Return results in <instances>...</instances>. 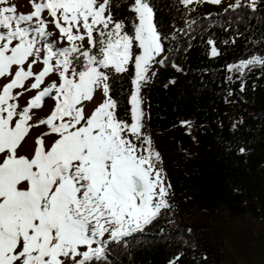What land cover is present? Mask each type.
Segmentation results:
<instances>
[{
	"label": "snow or ice",
	"instance_id": "1",
	"mask_svg": "<svg viewBox=\"0 0 264 264\" xmlns=\"http://www.w3.org/2000/svg\"><path fill=\"white\" fill-rule=\"evenodd\" d=\"M29 3L23 13L0 0V264H116L171 212L140 96L171 59L169 33L156 0ZM257 66L264 53L228 71ZM125 81L127 108L112 94L128 92Z\"/></svg>",
	"mask_w": 264,
	"mask_h": 264
},
{
	"label": "trees",
	"instance_id": "2",
	"mask_svg": "<svg viewBox=\"0 0 264 264\" xmlns=\"http://www.w3.org/2000/svg\"><path fill=\"white\" fill-rule=\"evenodd\" d=\"M156 2L172 56L166 66L155 67L140 96L177 202L147 236L121 251L116 264H226L239 250L225 255L224 218L259 224L258 235L244 234V246L247 264H264V69L228 71V65L264 53V3L253 12L205 2L187 8L178 0ZM212 47L218 55H211ZM124 87L123 95L112 94L127 108L130 82ZM182 121L190 122L194 136Z\"/></svg>",
	"mask_w": 264,
	"mask_h": 264
},
{
	"label": "rangeland",
	"instance_id": "3",
	"mask_svg": "<svg viewBox=\"0 0 264 264\" xmlns=\"http://www.w3.org/2000/svg\"><path fill=\"white\" fill-rule=\"evenodd\" d=\"M9 2L12 4H15L17 6L18 12L27 13L31 10L29 0H9ZM204 2L208 3L212 6L218 7V8H223V7H227L229 3L234 2V0H222L221 4H212V3L207 2V0H203V2H198V0H193V3L201 4ZM242 2L246 3V0H242ZM263 3H264V0H260V2L258 4H263ZM149 75H151V73H149ZM141 108L144 112L145 130H146L147 134H149L150 139L153 142V148L159 153V155L161 157V163H160L159 167H162L163 172L166 175V183H170L169 177H168L167 172H166V166L164 165V161H163V157H162V151L158 146L157 137L152 133V131L149 127L148 121H147V111H146V107H145L143 100H142ZM39 115H40V118H43L44 114L39 113ZM185 128L191 136H194V130L189 125H185ZM38 133H39V129H36V134H38ZM170 185H171V183H170ZM168 200H169V203L171 204V206H173L177 202L175 197H174V194H173L172 186H171V189L169 192ZM221 225L223 227L227 228L228 235H229V239H227V242L225 244L226 248L227 249L229 248V249L225 253V255H227L228 253H229V255L233 254L234 251H232V248L234 249L235 247H237L239 250L238 254L234 253V256L232 255V256L226 257L227 258L226 264H247L248 263L247 253L249 251H247L246 247L244 246V241L246 242L244 234L251 231L255 235H258L259 228H260L259 224L250 219V220H248L246 226H243L242 223H240V222H236L230 218H224L223 220H221Z\"/></svg>",
	"mask_w": 264,
	"mask_h": 264
},
{
	"label": "bare ground",
	"instance_id": "4",
	"mask_svg": "<svg viewBox=\"0 0 264 264\" xmlns=\"http://www.w3.org/2000/svg\"><path fill=\"white\" fill-rule=\"evenodd\" d=\"M45 112H46V109H45ZM41 113H43V112H41ZM44 114V113H43Z\"/></svg>",
	"mask_w": 264,
	"mask_h": 264
}]
</instances>
